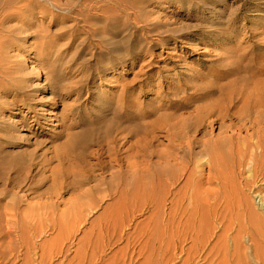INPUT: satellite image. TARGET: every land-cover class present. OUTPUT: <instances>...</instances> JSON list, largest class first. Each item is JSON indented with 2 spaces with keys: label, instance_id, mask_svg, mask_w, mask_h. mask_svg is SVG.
Listing matches in <instances>:
<instances>
[{
  "label": "rangeland",
  "instance_id": "374dc122",
  "mask_svg": "<svg viewBox=\"0 0 264 264\" xmlns=\"http://www.w3.org/2000/svg\"><path fill=\"white\" fill-rule=\"evenodd\" d=\"M58 6L61 10L48 5L53 15L41 18L36 14L43 20L34 24L31 33L34 37L30 41L37 42L39 50L46 53L48 60L44 64L54 81H64L67 89L75 81H94L84 85L87 101L73 106L75 97L67 96L57 110L73 114L69 124L77 134L83 126L94 131L86 145L72 142L64 147L68 130L61 126L53 128L41 137L42 143L36 147L39 166L21 188H15L10 180H0L3 204L0 264H88L85 260L88 244V255H93L94 264H186L185 257L168 261L161 241H148L149 218L154 211L148 205L145 189L148 181L142 177L133 181L138 195L126 208L119 204L118 189H112L117 183L113 184V176L117 177L120 169L116 164L126 160L111 163L110 138L104 136L102 128L118 107L119 93L115 86L119 81H132L142 61L135 71L123 65L118 71L115 67L106 72L103 78L88 80L84 76L95 73L92 56L98 58L96 49L106 54L111 45L133 32L145 41L143 27L137 30L138 25H134V22L142 24L143 12L151 13L152 20L182 31L183 39L177 43L170 41L152 50V58L162 59L159 66L176 62L163 73L161 84L171 94L163 100L157 98L156 88L146 87L148 80H144L134 89H145L147 95L131 98L141 101L136 116L148 125L147 140L155 151L152 158L155 162L169 141L165 123L170 120L180 125L188 120L190 124L198 113L197 108L204 104L197 86L208 83L219 90L230 81H264V75L259 72L260 63L264 62V0H60ZM119 17L127 19L130 27L125 30L115 27V22L109 24ZM92 21L99 24L91 26ZM100 34L103 39L96 36ZM156 37L147 38L151 41ZM199 40H213L214 44L206 46ZM185 42L194 47L186 48ZM25 48V57L33 59L32 47ZM182 56L187 58L184 63L177 61ZM193 71L202 76L196 74L187 81L181 76L182 97H174L173 90L166 86L169 78ZM98 92L96 98L94 94ZM172 99L178 101L173 103ZM126 111L121 109L122 113ZM216 127L206 124L195 135L206 141L210 135L219 133ZM124 150L125 147L119 154L122 159L126 156ZM250 245L251 242L246 248ZM248 255L252 259L251 251ZM193 264H208V261L196 259Z\"/></svg>",
  "mask_w": 264,
  "mask_h": 264
},
{
  "label": "bare ground",
  "instance_id": "6f19581e",
  "mask_svg": "<svg viewBox=\"0 0 264 264\" xmlns=\"http://www.w3.org/2000/svg\"><path fill=\"white\" fill-rule=\"evenodd\" d=\"M59 2L0 0V180H10L15 188H21L39 166L36 147L42 143L41 137L53 128L61 126L68 130L64 147L72 142L86 145L94 131L83 126L77 134L70 129L73 114L57 112L61 100L67 96L75 97L73 106L87 101L84 85L94 81H75L71 89L66 88L64 81H54L44 64L48 60L46 53L39 50L37 42L30 41L34 37L31 34L34 24L41 22L46 14L53 15L48 5L61 10ZM151 16L143 12L142 24L134 22V25H138L137 30L143 27L147 37L158 38L148 41L145 37L143 41L142 36L133 32L111 45L106 54L96 49L98 58L92 56L95 73L84 76L88 80L103 78L106 72L115 67L118 71L123 65L135 71L142 61L132 81H119L115 86L119 93L118 107L102 128L104 136L110 138L111 163L126 160L116 164L120 169L117 177L113 176V184L117 183L112 189H118L119 204L126 208L138 195L133 181L137 177L148 181L145 184L148 205L154 210L149 218L148 241H161L168 261L185 257L186 264H193L196 259L208 264H264V81H230L219 90L208 83L197 86L204 104L197 108L198 113L190 124L188 120L180 125L170 120L165 123L169 141L164 153L153 162L155 151L147 140L148 125L136 116L141 101L131 98L147 95L145 89H134L144 80H148L146 87L156 88L157 98L163 100L171 94L161 84L163 73L176 62L159 66L162 59L152 58V50L170 41L177 43L183 37L181 30L152 20ZM122 18H114L109 24L115 22V27L126 30L130 24ZM97 24L91 22V26ZM96 36L103 39L101 34ZM213 42L199 40L206 46ZM186 44V48L194 47L190 42ZM25 46L32 47L33 59L25 57ZM186 59L182 56L177 61L184 63ZM154 70L157 72L153 73ZM259 72L264 75V62L260 63ZM196 74L200 75L194 71L188 75L175 74L166 86L180 99L181 76L187 81ZM94 95L97 98L99 92ZM120 108L127 111L122 113ZM77 110L78 107L76 113ZM206 124L217 126L219 133L202 141L195 133ZM123 147L126 156L122 159L119 154ZM249 242L251 245L246 248ZM186 244L190 247L186 248ZM88 250L89 244L85 260L94 264Z\"/></svg>",
  "mask_w": 264,
  "mask_h": 264
}]
</instances>
